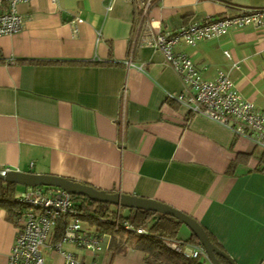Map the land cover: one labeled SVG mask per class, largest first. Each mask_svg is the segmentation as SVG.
<instances>
[{
    "label": "crops",
    "instance_id": "crops-1",
    "mask_svg": "<svg viewBox=\"0 0 264 264\" xmlns=\"http://www.w3.org/2000/svg\"><path fill=\"white\" fill-rule=\"evenodd\" d=\"M259 7L264 0H153L143 23L173 32ZM17 12L21 29L0 37V168L161 202L195 219L235 264H259L264 150L167 100L183 86L163 56L142 43L135 2L28 0ZM174 52L205 80L228 71L240 94L264 111V30H230ZM17 226L0 209V264H7ZM83 229L97 235L87 223ZM98 236V252L61 249L82 264H145L130 245L118 252L117 239ZM55 242L52 235L48 246ZM44 258L63 264L52 248Z\"/></svg>",
    "mask_w": 264,
    "mask_h": 264
},
{
    "label": "built area",
    "instance_id": "built-area-1",
    "mask_svg": "<svg viewBox=\"0 0 264 264\" xmlns=\"http://www.w3.org/2000/svg\"><path fill=\"white\" fill-rule=\"evenodd\" d=\"M27 1L0 0V37L21 29L23 18L17 12V5ZM130 1L135 2L138 25L142 23L143 26L142 43L158 51L182 83V91L168 98L183 108L187 115L213 122L227 130L233 138H244L254 147L264 150V111L240 94L230 73L218 71L212 80H205L186 55L174 52L178 44L194 47L199 42L221 38L230 30L245 27L264 30V7L240 9L235 15L192 22L173 32H159L149 23H143L153 0ZM106 10L110 11L111 6ZM224 54L229 58V54ZM239 66L240 62H234L231 69L238 70ZM15 202L20 206L21 213L7 264H44L47 248L58 251L63 264H82L74 254L61 249L63 244L92 252L101 250V238L83 229L71 194L54 187H33L26 188ZM59 226H62L59 239L48 246L50 237L56 234ZM123 229L136 234L144 233L143 228L134 229L128 223L123 224ZM169 246L187 257L207 259L199 243L183 247L170 243ZM259 264H264V258Z\"/></svg>",
    "mask_w": 264,
    "mask_h": 264
},
{
    "label": "trees",
    "instance_id": "trees-1",
    "mask_svg": "<svg viewBox=\"0 0 264 264\" xmlns=\"http://www.w3.org/2000/svg\"><path fill=\"white\" fill-rule=\"evenodd\" d=\"M169 102L173 100L167 98ZM174 102V101H173ZM240 154L236 155L227 169L231 173L236 163L240 160ZM259 170V169H258ZM16 185L0 181V209L5 210L7 219L14 224L20 218L21 208L15 202ZM75 209L79 212L82 222L87 223L95 229L97 235H108L111 240L117 239L120 246L118 252L130 245L133 249L143 254L145 264H208L207 260L201 257L190 258L181 252L173 250L169 245L176 243L180 247L188 244H198L197 239L190 233L188 239L178 238V232L182 225L179 221L165 215H159L148 211L128 210L127 215H122L120 209L115 206L92 202L82 196L72 195ZM128 223L134 229L143 228V234L126 231L123 224ZM212 244L223 250L215 238L203 228ZM62 232L59 226L55 240L57 241ZM223 264H228L221 260Z\"/></svg>",
    "mask_w": 264,
    "mask_h": 264
},
{
    "label": "water",
    "instance_id": "water-1",
    "mask_svg": "<svg viewBox=\"0 0 264 264\" xmlns=\"http://www.w3.org/2000/svg\"><path fill=\"white\" fill-rule=\"evenodd\" d=\"M0 181L25 188L54 187L71 195L82 196L92 202L109 204L118 209L141 210L169 216L185 225L197 239L206 253L208 264H223L221 260H225L228 264H235L223 250L211 243L203 227L195 219L161 202L119 192L100 191L88 185L58 176L18 172L2 168H0Z\"/></svg>",
    "mask_w": 264,
    "mask_h": 264
},
{
    "label": "rangeland",
    "instance_id": "rangeland-1",
    "mask_svg": "<svg viewBox=\"0 0 264 264\" xmlns=\"http://www.w3.org/2000/svg\"><path fill=\"white\" fill-rule=\"evenodd\" d=\"M261 150H262V149L258 148V149L256 150V152H257V153H260ZM24 189H25V187H23V186H19V185L17 186V190H22V191H24ZM19 195H20L19 192L16 193V197L19 196ZM120 213H121L122 215H127V214H128V211H127L125 208H121V209H120ZM82 225L86 226V223H85V222H82ZM187 232H188V228H187L185 225L182 224V225L180 226V229H179V232H178V238H179V239H185Z\"/></svg>",
    "mask_w": 264,
    "mask_h": 264
}]
</instances>
